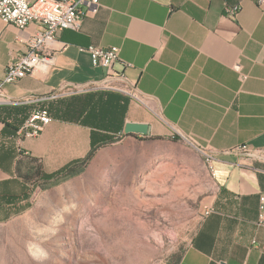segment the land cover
Returning a JSON list of instances; mask_svg holds the SVG:
<instances>
[{
	"label": "crops",
	"instance_id": "0c3cea01",
	"mask_svg": "<svg viewBox=\"0 0 264 264\" xmlns=\"http://www.w3.org/2000/svg\"><path fill=\"white\" fill-rule=\"evenodd\" d=\"M233 6L237 12L226 14ZM38 29L0 20V79ZM90 45L119 48L120 60L130 64L124 73L146 106L102 89L58 95L64 85L102 77ZM50 47L57 51L47 70L38 67L4 87L0 217L25 210L33 189L103 174L111 162L113 174H206L209 212L201 214L177 264H264V158L225 152L242 143L264 151V10L253 0H98L97 12L60 31ZM39 108L48 110L50 122L35 137H19ZM127 122L148 124L150 134H126ZM93 147L90 161L79 164ZM111 148L113 159L104 156ZM201 148L212 153L214 175ZM71 164L77 175L51 187L19 175L38 172L45 179Z\"/></svg>",
	"mask_w": 264,
	"mask_h": 264
},
{
	"label": "rangeland",
	"instance_id": "374dc122",
	"mask_svg": "<svg viewBox=\"0 0 264 264\" xmlns=\"http://www.w3.org/2000/svg\"><path fill=\"white\" fill-rule=\"evenodd\" d=\"M191 175L113 174L111 162L33 189L25 210L0 217V264H172L212 191L206 174Z\"/></svg>",
	"mask_w": 264,
	"mask_h": 264
},
{
	"label": "built area",
	"instance_id": "2783aa9c",
	"mask_svg": "<svg viewBox=\"0 0 264 264\" xmlns=\"http://www.w3.org/2000/svg\"><path fill=\"white\" fill-rule=\"evenodd\" d=\"M257 6L264 10V0H253ZM98 9V0H0V20L6 24L23 29L30 23L39 25L27 40V50L21 56L11 60L5 67L3 77L0 79V101L5 102L4 87L14 83L22 77L31 74L40 67L47 70L54 62L57 50L50 47L57 34L63 29L77 28L88 13H95ZM238 6L226 8V14L234 15ZM65 46H62L64 48ZM94 67L103 69L99 81L87 84H67L61 88L58 95H75L91 90H108L121 93L140 105H145L144 94L138 89L136 82L127 78L124 69L130 64L119 58V48L116 46L87 47ZM119 68L115 69L114 65ZM233 68L240 71V64ZM244 78V76H242ZM51 117L46 108L33 110L19 127V137H35L50 122ZM205 153L211 174L214 175L212 153L206 149H199ZM235 153L245 159L264 158V151L247 143L237 144L225 151ZM259 223L264 225L263 205L260 206ZM209 208L204 207L202 214H207Z\"/></svg>",
	"mask_w": 264,
	"mask_h": 264
},
{
	"label": "trees",
	"instance_id": "16d2710c",
	"mask_svg": "<svg viewBox=\"0 0 264 264\" xmlns=\"http://www.w3.org/2000/svg\"><path fill=\"white\" fill-rule=\"evenodd\" d=\"M113 140H111L112 142ZM98 147H93L91 148V150L87 153V155L79 162V164L81 165H86L90 159L93 157L96 149ZM77 164H71L69 166H67L65 168V170L63 172L57 173V174H53L51 175V177L49 178H45L43 179L42 176L40 174H38V172H33L32 174H19L22 179H24L26 182L32 183V182H37V181H41L43 180L44 182H47V185L45 186L44 183L38 184L40 188H45V187H51L61 181H64L65 179H68L70 177H73L77 174H73L75 172V166ZM17 169H18V165H17ZM181 254L179 255V257H177L175 259V261L172 264H177L179 259H180Z\"/></svg>",
	"mask_w": 264,
	"mask_h": 264
},
{
	"label": "water",
	"instance_id": "95a60500",
	"mask_svg": "<svg viewBox=\"0 0 264 264\" xmlns=\"http://www.w3.org/2000/svg\"><path fill=\"white\" fill-rule=\"evenodd\" d=\"M124 132L126 134L149 135L150 127L145 123L127 122L124 127Z\"/></svg>",
	"mask_w": 264,
	"mask_h": 264
},
{
	"label": "bare ground",
	"instance_id": "6f19581e",
	"mask_svg": "<svg viewBox=\"0 0 264 264\" xmlns=\"http://www.w3.org/2000/svg\"><path fill=\"white\" fill-rule=\"evenodd\" d=\"M201 153H202V156H203V159H204V162H205V164L207 165V167H208V169H209V171H210V166L207 164V159H206V157H205V153L201 150ZM210 173H211V171H210Z\"/></svg>",
	"mask_w": 264,
	"mask_h": 264
}]
</instances>
